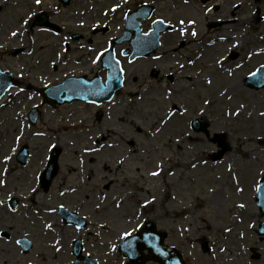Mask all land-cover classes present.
I'll return each mask as SVG.
<instances>
[{
    "label": "rangeland",
    "instance_id": "374dc122",
    "mask_svg": "<svg viewBox=\"0 0 264 264\" xmlns=\"http://www.w3.org/2000/svg\"><path fill=\"white\" fill-rule=\"evenodd\" d=\"M141 2L155 4V17L176 31L153 57L131 63L117 55L126 78L114 100L46 103L37 89L100 70V55ZM42 11L59 31L33 26ZM218 19L233 21L207 28ZM106 25L107 32L93 31ZM183 38L187 45L174 52ZM14 49L23 52L13 56ZM263 64L264 0H0V68L21 82L0 103V233L13 236H0V264H71L77 238L100 264H128L120 242L146 220L168 232L188 264H264V237L256 233L264 217L255 202L264 174V88L244 84ZM33 107L40 109L35 125ZM196 118L210 124L209 136L191 129ZM216 133L231 143L220 161L211 160ZM23 145L26 165L17 159ZM55 149L60 166L45 191L40 179ZM59 206L89 225H67ZM21 237L35 243L26 255Z\"/></svg>",
    "mask_w": 264,
    "mask_h": 264
},
{
    "label": "water",
    "instance_id": "95a60500",
    "mask_svg": "<svg viewBox=\"0 0 264 264\" xmlns=\"http://www.w3.org/2000/svg\"><path fill=\"white\" fill-rule=\"evenodd\" d=\"M146 9H150V7L143 6L131 13L130 16L133 17V19L135 17H148L150 13L149 11H146ZM44 21V18H39L37 23L43 25ZM137 25L139 38L132 41L135 46L139 41L145 40V38L149 37V35L141 34L139 27L140 24L137 23ZM150 33L155 34L157 31L153 30ZM155 42H157V39H155ZM149 43L150 42L147 41V47H149ZM18 52L19 51H15L14 54H17ZM149 52L150 50L142 51L141 49H136V54L139 53L146 55L149 54ZM103 61L104 66H107L110 70L106 84H103L98 78L92 82H86L83 79L77 78L68 79L58 86L51 87L43 91L44 94L50 98L49 102L55 106L56 103L63 104L66 102H73L75 100H83L97 104L110 101L114 97L115 93L122 88V70L119 62L115 60L112 52H109ZM15 83L17 82L14 80L13 75L0 71V99L10 86ZM246 84L256 89L264 87V66L255 74L251 75L246 80ZM37 116L38 109H34L30 114L32 123L36 122ZM208 126L209 125L207 123H201L198 120H195L192 123V127L197 131L206 130ZM218 141L223 150L220 153L213 155V159L216 160L220 159L224 152L230 148L223 140L219 139ZM59 153V150L54 152L49 168L42 177V184L45 188H48L52 177L57 172ZM19 158L22 163H26L28 161V148L25 147L21 151ZM257 202L264 214V178L259 186ZM68 215L69 216H65V219L68 222L73 221L70 214ZM260 233H264V229H262ZM165 237V233L158 231L153 222H147L145 227L137 235L128 237L122 243L120 250L125 256L131 259L129 264H144L148 260H155L161 264H184L180 253L175 248L165 245ZM145 250H148V254L143 253Z\"/></svg>",
    "mask_w": 264,
    "mask_h": 264
},
{
    "label": "snow or ice",
    "instance_id": "6c2138e0",
    "mask_svg": "<svg viewBox=\"0 0 264 264\" xmlns=\"http://www.w3.org/2000/svg\"><path fill=\"white\" fill-rule=\"evenodd\" d=\"M36 3L37 4H40L41 3V0H36ZM181 23H183V21H181ZM13 35H16V33H13ZM193 35H195V33H193ZM154 175H156V173H154Z\"/></svg>",
    "mask_w": 264,
    "mask_h": 264
},
{
    "label": "flooded vegetation",
    "instance_id": "af4514ba",
    "mask_svg": "<svg viewBox=\"0 0 264 264\" xmlns=\"http://www.w3.org/2000/svg\"><path fill=\"white\" fill-rule=\"evenodd\" d=\"M82 74H88V72H84V73H82Z\"/></svg>",
    "mask_w": 264,
    "mask_h": 264
}]
</instances>
